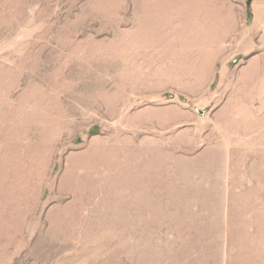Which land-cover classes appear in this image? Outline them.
I'll return each mask as SVG.
<instances>
[{
  "label": "rangeland",
  "instance_id": "1",
  "mask_svg": "<svg viewBox=\"0 0 264 264\" xmlns=\"http://www.w3.org/2000/svg\"><path fill=\"white\" fill-rule=\"evenodd\" d=\"M149 1L0 0V264H251L262 247L264 159L171 144L227 143L250 76L264 91V0ZM254 109L263 144V93Z\"/></svg>",
  "mask_w": 264,
  "mask_h": 264
},
{
  "label": "crops",
  "instance_id": "2",
  "mask_svg": "<svg viewBox=\"0 0 264 264\" xmlns=\"http://www.w3.org/2000/svg\"><path fill=\"white\" fill-rule=\"evenodd\" d=\"M156 1V0H155ZM209 2L205 1V9L206 10H219L216 6H219L220 4L214 3L211 0H208ZM150 3L147 4V7L145 6L143 10H162L154 4V0L149 1ZM178 4V3H177ZM201 0H188V2H184L180 4L177 9L180 10H197V7L202 6ZM225 5V4H224ZM214 8V9H213ZM143 22V18H142ZM248 51V49H244L245 52ZM251 80L247 83V88L249 90L247 93H245L244 96L237 99V102L235 103L237 105V109L234 108L233 110V120L231 123L236 125H230L227 126L226 134L228 136L227 143H221L217 146L213 147V143L206 145L202 144L200 145L199 142L196 141H188L187 144L184 143L185 146H181V142L178 139H173L171 144V150L179 151L182 149H190L192 150L191 156L193 159H196L197 161L203 160L205 156H212L213 160H219V165L222 167V161L221 160H227L235 157L239 158H250V159H264V143L261 144V142L257 139L252 137L254 134V127L255 123L257 122L254 111L255 106L260 101V95L264 91L263 89V82L260 86V82H254V79H257L256 74L250 76ZM208 80V78L206 79ZM210 82V81H209ZM223 87L222 85L220 88ZM223 89V88H222ZM262 91V93H261ZM237 96L231 94L225 95L223 100L221 101L220 105L213 111L216 112L218 109H220L222 106H228L231 105V101L233 98H236ZM233 107V106H232ZM212 113V114H213ZM196 142V143H194ZM200 145V146H199ZM212 145V146H211ZM239 153V154H235ZM195 160V161H196ZM215 161H212V164H214ZM203 167L207 166V163L202 162L201 164ZM203 177H205V174H201ZM205 180V179H203ZM258 222L264 223V220L261 218ZM262 237V234H260ZM264 238V237H262ZM253 261L251 264H264V243H262V247L257 250V252L253 253Z\"/></svg>",
  "mask_w": 264,
  "mask_h": 264
}]
</instances>
